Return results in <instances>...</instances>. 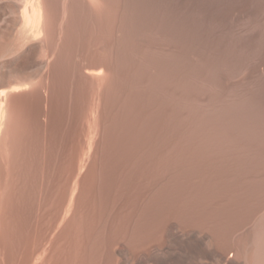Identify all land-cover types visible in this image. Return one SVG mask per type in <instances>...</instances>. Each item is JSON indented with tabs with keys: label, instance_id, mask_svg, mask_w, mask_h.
Returning a JSON list of instances; mask_svg holds the SVG:
<instances>
[{
	"label": "rangeland",
	"instance_id": "rangeland-1",
	"mask_svg": "<svg viewBox=\"0 0 264 264\" xmlns=\"http://www.w3.org/2000/svg\"><path fill=\"white\" fill-rule=\"evenodd\" d=\"M38 1L46 20L40 44L46 63H60L64 70L49 72L47 88L30 106L25 134L17 130L16 149L2 155L4 188L15 191L14 243L30 222L31 229L40 224L44 209L51 221L48 238L59 213L66 244L74 242L76 253L94 264H153L170 224L185 213L183 225L190 222L186 217L214 219L226 232L249 208L254 192L264 191V180L249 183L255 169L264 175V167L245 165L256 150L264 153V0H160L157 11L172 16L182 59L175 109L166 84L160 91L150 84L148 68L133 71L137 53L129 60L130 84L121 81L124 67L113 71L108 85L101 84L99 46L93 41L80 51L87 45L84 39L77 46L69 43L71 20L62 17L69 0L67 5L66 0ZM84 32L96 39L95 30ZM12 34L10 27L0 26V63L16 61L21 52L15 58L5 53ZM242 80L256 108L237 116L232 106L219 102ZM214 100L226 109L222 115L228 122H206Z\"/></svg>",
	"mask_w": 264,
	"mask_h": 264
},
{
	"label": "bare ground",
	"instance_id": "bare-ground-1",
	"mask_svg": "<svg viewBox=\"0 0 264 264\" xmlns=\"http://www.w3.org/2000/svg\"><path fill=\"white\" fill-rule=\"evenodd\" d=\"M65 3L67 5V0ZM161 6H163V4L160 0H69L66 6L67 9L62 13V17L67 16L65 22L68 18L71 20L70 32H67L69 35V43L77 46V42L84 39L87 45L81 48L80 51H84L86 48L90 49L93 41H95V46H99L101 71L97 74L100 77L101 84L108 85L110 81H112L113 71L121 67L126 68H123L126 73L123 75L124 79L121 80L125 82L126 85L127 82L130 84L128 81L130 78V76H128L130 75L129 69L131 70V68H129L130 64H132L131 66L134 72H137L140 68H143L145 72L148 68L146 72L151 73L149 78L150 84L152 83L151 85H153L154 88H159V90L161 89L162 91H164V84H166L165 88L168 91L170 99L173 101V107L175 109L178 101L177 77L179 70L181 71V69H179V63L182 59H180L177 50L175 22L171 20L172 16H169V18L165 14L157 11L158 7ZM14 15L17 16L16 20ZM65 22L61 27L64 28ZM0 26L1 29L10 27L13 33L12 39L6 44L5 53L15 58L14 55L21 51L16 61L13 60L11 63H0V264H94L91 258L83 255L80 256L76 253L78 249L74 242L67 241L68 244H66L64 240L66 238L65 228L63 227L59 213L56 214L53 227L54 230L50 235V237L53 238H48L47 235L50 233L51 221L50 214L46 212L45 209L44 211L42 210L44 214L40 224L33 229L30 228V224L32 225L31 222L30 224L28 222L29 228L25 227L27 224L25 226L23 224L26 228L23 227L25 229V231H23L24 234L22 237L19 236L17 244L14 243V232L12 233L13 226H11V220L14 218L11 219V214L15 191L4 188V184L6 183L4 168L6 166L2 159V155L7 157L16 149L15 132L17 130H22V137L23 134H25V120L28 118V113H30V106L32 103L37 104L40 91L47 88L49 72L52 70L61 72L64 69L60 63L57 65H54V63H46V55L43 48L41 49L40 46L45 40L46 20L42 6L38 0H19L16 4L1 3ZM86 27L95 30L96 39L87 37L86 32H84ZM83 34L86 35V37H83ZM76 46L75 52L78 51V47ZM133 54L137 56L138 60L136 59L137 62L134 61L136 63L132 62L129 64V60L133 57ZM94 56L95 52H93V57ZM1 58L2 57H0V60ZM121 61L123 63H121ZM182 64L184 65V63ZM180 67L183 69L184 66L182 67V65H180ZM241 67L238 69L237 73L241 72ZM186 68L184 67V69ZM149 69L150 71H148ZM105 75L107 79L104 80V83L102 78ZM57 77H60L59 74H57ZM93 77L95 78V76ZM240 82L238 81L237 85V82L233 84L235 86L230 85L224 99L219 102L222 103V107L232 106L233 108L231 110L237 114V116L244 112H254L256 108L253 104V99L249 96V84L245 82V80ZM58 85L60 86V84ZM163 94L165 93L162 92V95ZM166 96L167 94L165 97ZM206 101L208 102L209 100ZM217 103L218 101L216 100L208 103L209 109H207V113L209 115H207L206 122L213 118H219L216 121H220L224 124L228 122L226 116L223 117L222 115V113L226 112V109L224 110L220 107L221 105L219 106V103L218 105ZM30 115L31 114H29V116ZM216 121L213 122L215 123ZM213 122L211 125H213ZM256 151V156L253 158L252 155L249 162L245 159V165L249 164V168L264 167V153L260 150ZM245 153L247 154V152ZM11 161L13 160H9V162ZM256 172H258L256 169L252 172V176L249 180L250 184L252 182L264 180V175L261 174L263 171ZM216 190L217 189H215V191ZM258 190H261V188H258ZM232 191L234 192V190ZM235 192H237V190ZM260 192L261 191L258 193L256 191L254 192L255 195L250 199L249 208L247 206L248 209H244L245 211L240 215L237 222L226 232H224L225 229L223 231L221 230L222 227L220 226L222 223L219 226L217 225L218 222L216 223L214 219L216 224L212 222L213 220L211 221L209 219L193 220V217H191V219L190 217H186V221L190 222H188V225H183L182 222L185 221L183 219L186 213L177 216L176 220L170 224L166 232L165 239L167 237V240H163L165 241L163 245L159 244L160 246L157 247L155 254L152 256V263L264 264V191ZM242 193L243 192H241V194ZM247 193L248 192L245 194L244 192L243 196H247ZM235 194L236 193H234V197ZM230 196L229 198H232ZM256 198L258 199L257 201L255 200ZM243 202H245V199ZM16 208L18 207H15V209ZM237 213H239L238 210ZM217 214L215 216L218 217L221 213ZM38 217V219H40V216ZM220 219L218 218L219 221H221ZM191 220L193 221L191 222ZM17 224L18 223H16V225ZM16 225L14 224V226ZM222 226L224 227V225ZM19 228H21V225ZM65 249H71L72 254L66 253Z\"/></svg>",
	"mask_w": 264,
	"mask_h": 264
}]
</instances>
